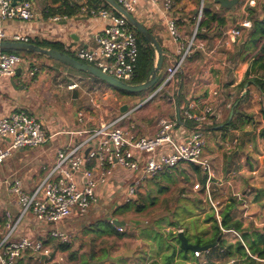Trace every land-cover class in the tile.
<instances>
[{
    "label": "crops",
    "instance_id": "0c3cea01",
    "mask_svg": "<svg viewBox=\"0 0 264 264\" xmlns=\"http://www.w3.org/2000/svg\"><path fill=\"white\" fill-rule=\"evenodd\" d=\"M29 1L34 6L35 20L30 23L5 22L4 26L9 35L15 33L29 34L32 41L59 42L65 46L67 51L77 55V51L82 48L96 47L94 38L107 25L106 21L91 18L82 11L76 17L70 19L61 17L60 22H53L50 18H43L48 7L56 8L58 6L52 3L53 0ZM66 1L82 7L87 6L88 3V0ZM174 1L175 10L172 16L176 18L182 36L178 42H175L169 34L167 20L171 16L164 10L162 1L152 4L148 0H139L133 14L141 24L150 30L167 53L163 64V75L179 60L182 46H186L191 39L194 30L197 28V18L201 8L203 9V18L204 11L210 10L219 17L224 18L226 25L219 27L214 24L211 31L203 32L204 38L199 39V41L205 44L204 50H196L183 64L182 70L176 75L171 86L172 93L163 98L167 103L162 106L161 104L153 105L152 102L156 97L149 100L152 97L150 93L143 101L138 99L139 94L134 95L133 98H130L131 100H125L121 94H117L115 98L113 91L117 90H113L109 86H102L101 91L99 88L96 89L90 100L87 101V99L85 100L80 96L78 81L74 79L67 83L61 81L62 76L63 78L68 76L81 79L73 70L58 68V66L52 64L58 62L53 60H51L52 63L44 62L40 60L44 59L43 57L33 54L23 58L24 62L16 69L13 76L0 77V120L12 112L25 111L42 122L43 130L50 137L49 142L42 147L13 151L5 163L0 166V226L4 224L7 213H10L14 218H18L22 210L18 196L11 190L14 183L19 181L23 192L31 194L42 182L46 170L54 166L59 152L66 150L69 143L77 139L70 136L68 132L98 128L124 114H128L121 122V126L137 138L157 136L160 131V122L167 120L174 124L171 132L172 138L177 142H183L189 137L192 128V126L187 125V121H191L185 118V109L192 100L209 98L213 102L215 114L204 128L206 139L204 154L214 165V178L210 189V192L212 190V193H214L212 202L218 206V212H220L223 209L222 207L233 199L229 198L233 194L220 199L219 193L226 194L228 188L236 192L244 191L243 197L239 195L238 199L235 198L237 207L233 213V218L242 221L244 227L253 226L254 224L258 230L264 229V221H260L261 216L264 217V191L256 190L252 194V187H260L259 184H264L262 182L264 181V139L260 136V130L253 133L246 129L250 119L249 114L258 111L256 94L251 92L250 96L245 97L244 94L246 93L243 92L240 99H237V88L244 81L253 61L247 56V45L250 44H247V41L243 39L249 29L243 30L242 38L236 43L230 42L225 37V32L228 29L238 27L245 21H251L246 20L244 9L225 10L220 5L215 4L214 0H205L206 2L203 0ZM245 31L246 33H244ZM84 77L85 80L90 81L88 75ZM74 84L78 85V88L70 90L69 87ZM57 90L60 91L58 94L55 92ZM84 90L87 91V89ZM245 90L246 88H244ZM72 91L73 95L71 96L68 93ZM74 92L77 94L76 99L74 98ZM176 93L180 96V100L177 99ZM49 95L50 105L45 98ZM59 99L64 102L56 105ZM235 101L237 102L235 103ZM250 101L251 104L249 105ZM116 103L119 104V115H115L113 112ZM102 105L104 108H102ZM137 106H140V108L133 111ZM123 109H125L124 112H122ZM79 113L82 114V117H79ZM232 113L233 116L231 117ZM240 114L243 117L239 118ZM181 117L184 121L180 120ZM227 120L236 122L237 128L226 127ZM251 124L254 125L255 123L251 122ZM252 133L253 135H250ZM253 136L256 138L254 139ZM247 137L251 138L246 139ZM8 145V139H0V148ZM95 163L96 161L93 162V165ZM91 165L92 163L88 166L91 167ZM182 165L155 178L147 179L138 189L137 196L142 197L147 189L155 187L156 184L162 181H172L175 177L180 182L183 181L184 187L182 189L185 192L188 190L197 192L194 186L199 184L200 181H196L192 189H188L185 179L179 176ZM194 166L200 171L198 166ZM140 175V172L130 174L119 167L115 169L108 183L98 187L96 192L97 201L93 204L94 207L92 206L89 210L93 208L99 210V205L103 201L110 200L107 195L111 191L110 189L116 187L122 190L124 185L127 188ZM77 181L82 183V179L79 177H77ZM204 182L200 183L202 185L201 189L205 193ZM114 194L115 192L112 193V195ZM185 197L186 195L183 193L181 199ZM119 209L115 210L116 214L123 210ZM89 210L87 213L76 211L69 219L56 226L57 230L67 232L72 236V241L69 244L75 243L78 240L77 237L81 238L82 235L93 241L91 255L88 259L80 258V264H94L95 260L96 264H149L153 261H158L161 264H210L209 253L217 248L200 253L199 257H196L190 251L184 257L185 254L181 250L178 237L174 241L168 235L163 236L162 240L154 236L156 231L159 230L158 226H151L147 229L143 225L141 227H131L130 223L113 218L100 223L104 225V228L95 230L92 227L93 224L89 225L91 227L86 228L83 223L86 215L90 212ZM193 211V208L189 211L191 217L183 218L181 220L183 222L172 227H178L179 229L176 228L178 229L177 232L184 233L190 244L205 246L204 242L212 238L214 232L210 234V231L205 230L187 234L181 228L195 217ZM200 216V213L196 214L197 218ZM114 221L122 222L124 225L115 226ZM118 227L123 229V232H119L124 234L122 237L114 233V231L118 232ZM129 228H133L130 229L133 230L132 234L127 233ZM50 231L49 226L38 222L32 214L24 218L20 225L21 236L26 235L34 240H42L45 246L50 249L52 255L50 257H35L30 253H26L16 264H54L57 260L66 256L69 251L63 252L57 248L59 242L50 238ZM225 233L234 234L233 232ZM225 233L223 239L226 242L234 244L239 241L237 236L233 240H229L226 238ZM103 239L109 241V243L102 245V242H100L98 244ZM199 240L201 242H198ZM159 244L162 245V249L165 246V249L157 257L160 251ZM76 251L82 252L84 248L81 249L78 246ZM131 251L134 253L133 256L129 257ZM141 253L143 256H140ZM228 264H234V261Z\"/></svg>",
    "mask_w": 264,
    "mask_h": 264
},
{
    "label": "built area",
    "instance_id": "2783aa9c",
    "mask_svg": "<svg viewBox=\"0 0 264 264\" xmlns=\"http://www.w3.org/2000/svg\"><path fill=\"white\" fill-rule=\"evenodd\" d=\"M115 1L130 14H134L139 3V0ZM148 1L152 4L163 2L164 10L171 16L167 20L169 34L175 42L180 41L182 36L176 18L172 16L175 1ZM250 3L252 6L255 5L254 1ZM81 11L91 18L106 21L107 25L95 36L96 47L82 48L77 51L79 61L92 65L121 82L130 84L136 76L139 45L127 21L111 9L103 7L92 9L85 6ZM35 18L31 1L24 0L13 5V0H0V43L10 41L32 44L29 34L9 35L4 25L7 21L30 23ZM202 18L203 9L201 8L197 18V28L191 39L186 46H182L179 60L162 76V81L149 100L174 83L183 64L196 50H204L205 44L198 39V26ZM50 19L58 23L62 18L56 16ZM251 27V23L245 21L238 27L228 29L225 37L230 42L236 43L242 38L243 30ZM23 62L21 55L0 50V77L13 76ZM77 88L76 84L69 87L70 90ZM139 108L140 106H137L133 111ZM214 114L215 108L211 99L192 100L185 109L184 115L193 123V127L189 137L183 142H177L172 138L174 124L167 120L160 122V131L157 136L137 138L121 126V122L128 114L98 128L68 132L70 136L77 139L70 142L66 150L59 152L54 166L46 170L42 182L31 194L23 192L19 181L12 186L11 190L18 196L22 210L18 218L7 213L4 224L0 226V264H16L26 253L35 257L52 255L42 240H34L26 235L21 236L20 225L30 214L38 222L51 228L52 240L64 244L70 243L72 236L57 230L56 226L69 219L76 211L88 212L97 201L98 187L106 185L118 167L130 174L141 173L128 192V201H133L132 198L137 195L138 189L147 179L176 169L181 164L198 166L206 174L205 191L219 218V212L210 194L214 178L213 166L204 154L206 147L204 128ZM79 117H82L81 113ZM0 139L9 140L8 146L0 148L1 166L13 151L42 147L49 142L50 137L43 130L42 122L37 117L25 111H15L0 120ZM87 150L89 153L85 157ZM94 161L96 163L93 165ZM77 177L82 179V183L77 181ZM200 188V184L194 186L195 190ZM117 230L123 232L122 228L118 227ZM222 231L233 232L239 240H242L240 234L233 230L222 229ZM194 255L199 257L200 252H195Z\"/></svg>",
    "mask_w": 264,
    "mask_h": 264
},
{
    "label": "rangeland",
    "instance_id": "374dc122",
    "mask_svg": "<svg viewBox=\"0 0 264 264\" xmlns=\"http://www.w3.org/2000/svg\"><path fill=\"white\" fill-rule=\"evenodd\" d=\"M205 1V0H203ZM207 1V0H206ZM205 1V2H206ZM251 1L255 2V5L252 6L251 5ZM236 8L239 9H244L245 10V18H247L246 20H250V14H253L254 18H257L259 20H262L264 18V0H241L240 3L237 5ZM44 18V16H43ZM251 23V22H250ZM252 24V23H251ZM246 33V31L244 32ZM246 35V34H245ZM244 35V38H245ZM243 38V39H244ZM247 44H250L249 46L247 45L248 48V58L249 59H254L258 56V51L260 46L262 45L261 42H258L257 44H252L250 43V41H247ZM23 58H26L28 56V54H20ZM44 59H40L43 60L44 62H50L52 63L53 61H51V59L43 57ZM50 60V61H49ZM56 66H58V68H69L70 70H73V72H75V74H77L79 77H81V79L77 78H71V77H64L62 76L61 81L63 83H67L68 81L74 79L76 81L79 82L80 84V96L83 97V99H87V101L90 100L91 96L94 94L96 89H100V91L102 90V86H107V84L91 77H90V81L85 80L84 76H87L84 73H81L79 71H76L74 69H71L70 67H67L61 63H52ZM60 64V65H59ZM40 67V64L38 65ZM264 74V73H263ZM48 79H52V78H48ZM173 85V84H172ZM171 85V86H172ZM98 86V87H96ZM100 86V87H99ZM169 87L167 89H164L163 91H161L157 96H155L156 98L153 100V105L155 104H161L164 105L167 103V101L165 99H163L164 97H168L171 93H172V87ZM110 87V86H109ZM112 88V87H111ZM244 88H246V90L244 91ZM244 88H237V99H240V95L243 92H246L245 97L250 96L251 92H254V94H256V105H257V113H251L249 114L250 119L249 122L247 124L246 129L249 130L250 132H258L259 130L261 131V128L264 127V115L262 114V109H263V105H264V98L262 93L258 90L257 87H255L254 85H250L248 84V87ZM84 89H87V91H85ZM113 90H115L114 88H112ZM85 91V94H84ZM56 94H58L60 91L57 90L55 91ZM114 96L116 98L117 94H121V96H123L125 98V100H131L130 98H133L134 95H125L122 93H119L117 91H113ZM154 91L150 92V94H153ZM69 95H73V91L68 93ZM149 93H141L138 95V99L143 101L145 100V97H147ZM87 95V98H86ZM167 95V96H166ZM46 101L49 104V99H50V95L46 96ZM57 99V98H55ZM120 101V100H119ZM64 101L59 99L58 103L56 105H60L61 103H63ZM72 102V101H71ZM121 103V101H120ZM248 105V103H246ZM251 104V101L249 103V105ZM50 105V104H49ZM62 107V106H61ZM102 108H104V106L102 105ZM159 109V108H157ZM115 113V115H119V104L116 103V107L115 110L113 111ZM251 122H254L255 124H251ZM142 124V123H141ZM250 134V135H253ZM257 135V133H255ZM249 135V136H250ZM244 137V136H243ZM254 137V136H253ZM251 137H247L246 139H250ZM256 137H254L255 139ZM212 166L214 167V165L212 164ZM200 171L198 169L195 168L194 165L192 164H183L182 165V169L179 171V176L184 178L186 183L188 184V189H192L194 183L196 181H200L203 183V181H205L206 179V174L203 172V170L201 168H199ZM167 182V181H166ZM162 181L161 183L156 184L155 187L153 188H149L146 190L145 194H142L141 196H137L135 195L132 199H136L134 203H132V207L128 210H122L119 213H115V210H120L119 208H122V206L128 204L129 202L132 201H128V192L131 188L130 186H126L124 185V188L122 190L117 189L116 187L113 189H110L111 191L108 192V198L105 201H103L100 205H99V210H95L96 208H93L91 210H89L90 212L86 215V219L84 220L85 227L89 228L91 226V224H93L92 227H94L95 230H97V228H104V225H101L100 223L105 222L106 220H111V218L113 219H117L120 221H126L128 223L131 224V227H141L143 225V227L150 228L151 226H158V229L156 231V233L154 234V236L159 239L162 240L163 236H170V238L174 241L177 240L178 235L180 234L178 233V227H172V226H176L177 224H180V222L183 218H188L191 217V215L189 214V211L193 208V212L195 214V217L193 219L190 220V222L186 225H184L183 227H181L185 233L189 234L191 232H202L205 230L210 231V234L213 233V229H212V224L211 223H206V218L208 216V214L212 213L211 212V208H213V205L211 203V201L208 198V195L202 191V189L200 188L199 190H196L197 192H191V191H187L185 192L184 189H182L184 187L183 181H179V179H177L176 177L172 179V181H168L167 183ZM198 182L200 185L201 183ZM264 183V181H262ZM182 183V184H181ZM258 186V185H257ZM260 187H252V194L254 193V191L256 192V190L260 191L263 190L264 191V184H259ZM202 187V185H201ZM126 188V189H125ZM124 190V192H123ZM115 192L114 195H112V193ZM233 192V193H232ZM244 191H232L231 189L228 188V192L226 194H220L219 193V197L220 199L225 198V197H229V194H233L230 195L229 198H236L238 199V196L241 195L240 197H243V193ZM183 193H185L186 197L181 199V196L183 195ZM211 200L213 201L214 199V193H212L211 190ZM235 194V195H234ZM238 194V195H236ZM217 195V194H216ZM138 199H137V197ZM204 202V203H203ZM139 206H145V209L142 212H138L137 208ZM225 206V205H224ZM224 206L222 208H224ZM94 207V206H93ZM215 207L217 208L218 206L215 205ZM92 208V206L90 207ZM214 209V208H213ZM218 210V208H217ZM87 213V212H86ZM201 214V216L199 218L196 217V214ZM261 214V213H260ZM260 221H264V217L261 216V220ZM188 222V221H186ZM144 223V224H143ZM185 223V222H184ZM254 223V222H253ZM258 224H260L258 222ZM248 227H251V225H249ZM253 227H255V225L253 224ZM178 228V229H176ZM247 228V227H246ZM133 228H129L127 229V233L128 234H132L133 230H130ZM182 230V232H183ZM226 234V238H228L229 240H233L234 237H236V235L234 234ZM77 241L73 244H70L72 247L70 249V251L68 252V254L66 256H63L61 259L57 260L56 263L54 264H80V258L83 259H88V257L91 255V250L93 249V241L91 239H87L86 237H83V235L81 236V238L77 237ZM102 242L101 244H108L109 241L103 239L101 241L98 242V244ZM77 244V245H76ZM96 244V241H95ZM177 245V244H176ZM74 246V247H73ZM78 246H80L81 249L84 248V251H79L77 252L76 249H78ZM74 248V250H73ZM165 249V246H163L162 249V245L159 244V253L158 256H160V254L163 252V250ZM74 254L75 258L74 259H70V256ZM140 256H143V254L141 253ZM142 260V258H141ZM87 263V262H85ZM94 264H96V260L94 261ZM214 264H223L221 262H217L214 261Z\"/></svg>",
    "mask_w": 264,
    "mask_h": 264
},
{
    "label": "trees",
    "instance_id": "16d2710c",
    "mask_svg": "<svg viewBox=\"0 0 264 264\" xmlns=\"http://www.w3.org/2000/svg\"><path fill=\"white\" fill-rule=\"evenodd\" d=\"M52 3L54 5H58L55 7H48L45 10L44 18L49 19L56 16L66 17L68 19L76 17L80 14L82 6L70 4L66 0H53ZM88 8H106L110 9V7L103 0H88L87 6ZM253 13V12H252ZM250 14V21L252 23V27L247 31L245 35V41H250L252 44H257L261 42L262 45L259 48L258 56L253 59L251 62V67L247 71L244 81L239 85V88H244L247 83L250 85H254L257 87L260 92L264 95V18L259 20L253 17V14ZM216 26H225L226 21L224 18L219 17L215 12L210 10L204 11V18L199 24L198 28V39L204 38V31H211ZM132 29V28H131ZM132 31L135 33L138 39L139 45V57L136 66V76L134 80L130 83L132 85H139L144 83L155 63V50L154 48L144 39L142 38L134 29ZM32 44H36L38 46L54 49L65 54L70 55L71 57L78 59L77 55L74 53L67 51L65 46L59 42H49V41H32ZM16 53V52H13ZM20 55V53H17ZM40 56L38 54H33ZM43 57V56H40ZM125 95H131L125 92H121ZM177 95V93H176ZM178 100H180V96H176ZM238 101V100H237ZM235 101V103L237 102ZM180 102V101H179ZM234 103V104H235ZM234 106V105H233ZM243 117L242 114L239 115V118ZM181 121H184L183 117L180 118ZM236 122L232 120H227L225 123L226 127L236 129ZM188 126H192L191 122L187 121ZM260 136L264 139V128L260 131ZM197 169V168H196ZM206 183V179L204 185ZM132 202L124 205L121 209L128 210L132 207ZM237 207L236 199L233 198L226 203L223 209L219 212V218L216 216V212L213 208L212 214H210L207 218V223L212 224V229L214 231L212 238L204 242V245H210L215 242H218L217 248L210 251L209 255V263L214 264V261L221 262L223 264H228L231 261H234V264H264V229L258 230L257 228L244 227V224L240 220H235L233 218V213ZM145 209V206H139L137 211L140 213ZM111 226V225H108ZM112 227V226H111ZM235 231L240 234L241 239L236 243H228L223 239L224 232L222 231ZM117 236L122 237L124 234H120L117 231H114ZM198 242H201L200 240ZM182 252L185 254L190 253V251L185 250L182 245L180 246ZM59 250L66 252L70 251L71 245L69 243H58ZM75 255L72 254L70 259H74ZM149 264H161L158 261H153Z\"/></svg>",
    "mask_w": 264,
    "mask_h": 264
},
{
    "label": "water",
    "instance_id": "95a60500",
    "mask_svg": "<svg viewBox=\"0 0 264 264\" xmlns=\"http://www.w3.org/2000/svg\"><path fill=\"white\" fill-rule=\"evenodd\" d=\"M24 0H13V5H17L19 2H22ZM110 9L116 13L117 15L123 17L130 28L134 29L142 38H144L155 50V63L154 67L148 77V79L139 85H132L129 83L121 82L114 77L103 73L96 67L85 64L73 57H71L68 54H65L63 52L54 50V49H48L41 46H38L36 44H25L21 42H10V41H4L0 43V50L5 52H16L20 54H38L40 56L49 58L55 62H59L67 67H70L71 69H74L76 71H79L81 73H84L88 76H91L108 86L114 88L117 91L125 92L131 95H138L141 93H150L154 91L162 81V75H163V64L165 60V56L167 53L163 50L159 42L156 40V38L153 36V34L150 32L149 29H147L143 24H141L134 16L133 14H130L127 12L124 8H122L115 0H103ZM241 0H214V3L217 5H220L221 8L225 10H235L237 5L240 3ZM248 87V84L246 85ZM246 93V92H245ZM263 95V94H262ZM74 98H77V94L74 92ZM264 98V95H263ZM264 100V99H263ZM263 114H264V105H263ZM125 109L122 110L124 112ZM233 116V113L231 117ZM89 153V150L85 152V157H87ZM113 224L115 226L124 225V223L119 221H114ZM178 240L181 243L182 247L185 250L191 251L193 253L200 252L205 253L209 250L215 248L218 246V242H215L210 245L201 246L199 244H190L185 237L184 233H180L178 235ZM134 252L129 253V257L133 256Z\"/></svg>",
    "mask_w": 264,
    "mask_h": 264
}]
</instances>
